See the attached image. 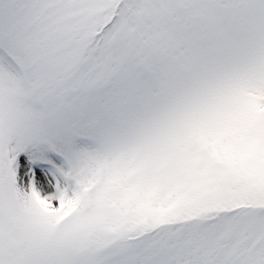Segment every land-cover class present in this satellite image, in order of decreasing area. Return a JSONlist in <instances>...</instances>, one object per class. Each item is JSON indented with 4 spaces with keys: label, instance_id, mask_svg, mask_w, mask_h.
I'll use <instances>...</instances> for the list:
<instances>
[{
    "label": "snow or ice",
    "instance_id": "6c2138e0",
    "mask_svg": "<svg viewBox=\"0 0 264 264\" xmlns=\"http://www.w3.org/2000/svg\"><path fill=\"white\" fill-rule=\"evenodd\" d=\"M0 264H264V0H0Z\"/></svg>",
    "mask_w": 264,
    "mask_h": 264
}]
</instances>
